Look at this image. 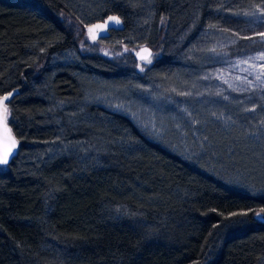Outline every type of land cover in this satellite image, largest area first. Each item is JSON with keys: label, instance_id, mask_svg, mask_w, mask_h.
Returning a JSON list of instances; mask_svg holds the SVG:
<instances>
[{"label": "trees", "instance_id": "trees-1", "mask_svg": "<svg viewBox=\"0 0 264 264\" xmlns=\"http://www.w3.org/2000/svg\"><path fill=\"white\" fill-rule=\"evenodd\" d=\"M89 2L0 0V264H264V163L232 125L264 122V0ZM85 76L172 80L188 113L228 101L223 126L186 157L81 101Z\"/></svg>", "mask_w": 264, "mask_h": 264}, {"label": "rangeland", "instance_id": "rangeland-1", "mask_svg": "<svg viewBox=\"0 0 264 264\" xmlns=\"http://www.w3.org/2000/svg\"><path fill=\"white\" fill-rule=\"evenodd\" d=\"M67 1L69 7L74 11H81V14H83L82 12L86 14L91 12V2L89 0ZM87 40L90 41V37H87ZM72 54V51H63L59 59H69L73 56ZM249 61V63H264V54L257 61ZM260 74L264 77V66L260 68ZM164 80H162L164 86L155 84L151 91H142V88L137 86L135 92L132 93L128 92L125 89L126 87L114 86L94 76H85L81 81L83 90L81 101L93 102L109 110L126 115L149 138L161 142L172 151H180L179 153L184 154L186 157L196 153L195 151L201 152L203 146L204 148L212 146L201 134L203 132L206 133L204 127L210 126L212 122L219 120L221 126H223L224 120L220 115V111L222 107L228 106V101L220 102L215 100V102L210 103L209 107H198L197 111L188 113V108L187 106L185 107L184 103L187 102L188 98L174 92L172 89H168L167 84L172 80ZM4 107L0 103V116L2 118L0 124L4 126L5 130L7 112ZM193 116L197 117L199 121L194 123L192 121ZM257 122L258 125L255 120L251 119L248 124L232 123V125H235L236 133L240 136L242 134L251 143L254 158L260 159V162L264 163V122L261 120H257ZM214 132L216 133V131Z\"/></svg>", "mask_w": 264, "mask_h": 264}, {"label": "water", "instance_id": "water-1", "mask_svg": "<svg viewBox=\"0 0 264 264\" xmlns=\"http://www.w3.org/2000/svg\"><path fill=\"white\" fill-rule=\"evenodd\" d=\"M121 21L116 15L107 16L102 24L97 27L95 30H92V34L97 32L98 35L103 34L104 31L110 27H119ZM97 36V34H96ZM139 56L147 55V51L144 48H140L138 51ZM0 116V120H1ZM15 151V143L13 141L12 136L9 134L8 129L0 124V162H4L7 160Z\"/></svg>", "mask_w": 264, "mask_h": 264}]
</instances>
